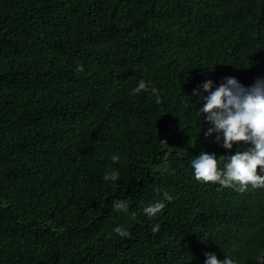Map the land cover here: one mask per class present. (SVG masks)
<instances>
[{"label":"trees","instance_id":"16d2710c","mask_svg":"<svg viewBox=\"0 0 264 264\" xmlns=\"http://www.w3.org/2000/svg\"><path fill=\"white\" fill-rule=\"evenodd\" d=\"M230 75L264 76V0H0V264H262L264 191L190 167L237 150L204 134L190 96ZM140 79L158 95L132 93Z\"/></svg>","mask_w":264,"mask_h":264},{"label":"clouds","instance_id":"9594fccd","mask_svg":"<svg viewBox=\"0 0 264 264\" xmlns=\"http://www.w3.org/2000/svg\"><path fill=\"white\" fill-rule=\"evenodd\" d=\"M83 70V65L77 67L78 72ZM149 89L158 95L159 90L151 81L140 79L131 91L135 94ZM190 96L197 98L194 102L197 106V116H201L203 123L209 125L204 134L211 136L216 133L215 139L222 141L223 148L232 150L235 146L237 149L235 152L229 151L219 155L207 150L195 154L190 160L194 176L200 181L213 182L220 187H233L241 192L249 186L264 191V76L257 77L249 85L231 75L223 77L218 85L211 78L205 79L200 86L192 90ZM120 159L118 154L111 156L112 161ZM165 159L167 160V157ZM119 176L120 172L116 170L106 173L103 179L114 182ZM163 195L164 199L143 209L149 218L158 216L165 208V201L174 199L168 192ZM227 206L228 211L235 210L233 216H242L245 222L255 227L247 208L239 207L231 201ZM114 207L119 210L125 209L127 205L124 201H116ZM256 212L262 214L264 223V212ZM159 227V224H156L151 230L156 232ZM226 228L232 229L234 235L240 236L249 231L244 227H233L232 224H227ZM114 231L122 237L130 236L128 229L122 226L116 227ZM205 257L204 264H237L231 255L220 259L216 253L206 252ZM261 261L264 264V257Z\"/></svg>","mask_w":264,"mask_h":264}]
</instances>
